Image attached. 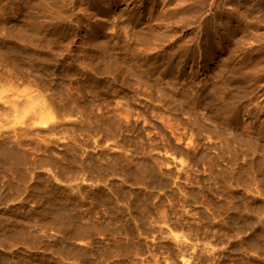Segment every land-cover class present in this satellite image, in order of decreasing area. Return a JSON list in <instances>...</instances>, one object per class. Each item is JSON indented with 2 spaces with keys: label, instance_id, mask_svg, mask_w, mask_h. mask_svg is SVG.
<instances>
[{
  "label": "rangeland",
  "instance_id": "obj_1",
  "mask_svg": "<svg viewBox=\"0 0 264 264\" xmlns=\"http://www.w3.org/2000/svg\"><path fill=\"white\" fill-rule=\"evenodd\" d=\"M0 264H264V0H0Z\"/></svg>",
  "mask_w": 264,
  "mask_h": 264
}]
</instances>
